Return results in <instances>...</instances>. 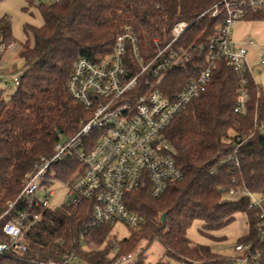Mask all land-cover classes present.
<instances>
[{
    "label": "trees",
    "instance_id": "1",
    "mask_svg": "<svg viewBox=\"0 0 264 264\" xmlns=\"http://www.w3.org/2000/svg\"><path fill=\"white\" fill-rule=\"evenodd\" d=\"M221 0H59L52 4L29 2L36 7L43 25L25 27L32 37L22 47L24 74L20 85L7 99L0 91V217L23 188V181L34 165L53 154L62 138L70 139L91 114L69 94L68 81L80 59L99 62L113 53L124 29H133L139 49L146 59L155 55L154 41L164 47L179 22L190 27L175 44L188 49L217 33L226 19L225 12L212 17ZM29 7L25 10L28 11ZM246 21H264V15L249 12ZM2 43H14L11 23L0 19ZM206 66L194 57L187 70L167 76L164 92L175 98L187 83ZM251 99L246 115L235 113L238 80L229 65L215 64L207 91L179 115L165 132V139L177 150L176 166L183 179L170 185L160 199L150 189L127 194L129 210L146 221L118 241L117 256L138 250L135 264H145L144 251L155 243L165 250L166 264H233V256L215 254L207 246L194 245L188 232L196 222L200 233L209 235L232 224L236 215L246 218L248 232L238 244L251 245L264 254L257 226L258 214L244 197L229 199L231 188H243L264 198V88L250 78ZM236 151V153H235ZM230 157L236 158L235 167ZM227 162L220 165L219 162ZM80 165L67 161L57 167V178L69 182ZM166 218L162 220L163 215ZM92 202L77 210L61 207L42 213V220L30 225L25 234L27 253L21 261L12 255L0 256V264H32L31 261L57 260L75 249L83 264H111L114 247L112 226L89 229ZM12 218L0 219V244L8 243L3 227ZM84 241L80 243V236ZM116 244V242L114 241ZM145 243L146 247L141 249ZM162 264V263H160ZM261 264H264V260Z\"/></svg>",
    "mask_w": 264,
    "mask_h": 264
},
{
    "label": "built area",
    "instance_id": "2",
    "mask_svg": "<svg viewBox=\"0 0 264 264\" xmlns=\"http://www.w3.org/2000/svg\"><path fill=\"white\" fill-rule=\"evenodd\" d=\"M210 11L213 18L225 12L224 24L215 35L188 49L175 47L190 27L187 22L173 27L172 39L164 47L158 40L154 41L156 53L151 59L141 54L136 34L127 27L117 38L110 56L97 63L83 58L74 64L68 81L69 94L91 117L66 144H57L53 154L40 158L26 175L21 193L14 202L8 203L0 217L12 215L3 227L9 242L0 244V256L12 255L27 262L21 257L27 253L24 238L29 226L40 222L43 212L61 207L74 212L85 202L93 204L86 233L104 225L112 226L113 232L119 224L131 231L141 229L146 221L129 210L125 197L149 188L150 196L160 199L170 185L183 179V173L176 166L177 150L165 139V132L207 91L217 61H225L236 74L235 113L247 114L250 78L255 80L251 67L260 63L264 70V48L251 40L236 42L231 35L232 29L249 12L264 15V0H221ZM1 41L0 38V62L2 55L16 49L15 43L6 45ZM254 55L255 59L251 60ZM194 57L205 59L206 66L175 98L168 96L162 89L163 82L174 72H185ZM23 74L10 77L15 88L20 85ZM0 81L10 90L7 77L0 76ZM70 160L77 161L80 167L65 182L57 178V167ZM229 161L239 166L236 158L230 157ZM58 185L64 190L59 204L54 200ZM226 195L229 199L249 200V208L258 214L257 230L264 240V198L239 187L231 188ZM84 238L80 236V243ZM112 246L115 252L110 255L111 264L136 263L138 253L119 257L117 245L112 242ZM234 249L233 264H261L264 260V254L254 253L251 245L237 243ZM31 263L83 264L75 249L57 260Z\"/></svg>",
    "mask_w": 264,
    "mask_h": 264
},
{
    "label": "rangeland",
    "instance_id": "3",
    "mask_svg": "<svg viewBox=\"0 0 264 264\" xmlns=\"http://www.w3.org/2000/svg\"><path fill=\"white\" fill-rule=\"evenodd\" d=\"M29 2H35L36 4H52L56 0H0V19L6 18L10 21L12 27L13 41L16 45V49L8 51L1 56L0 62V76H5L9 79L10 90H6L0 81V91H3L4 97L7 99L15 91V86L12 83L10 77L24 72L23 61L20 58L23 45L32 40L31 36L26 35L25 27L27 25L40 28L43 25V21L39 10L36 7H29ZM29 7V10L25 9ZM231 38L236 42L254 41L259 47L264 48V21H240L233 29ZM255 52V51H254ZM255 55L251 60L255 59ZM252 74L258 85L264 87V70L261 68L260 63H256L251 67ZM68 139L62 138L61 143L66 144ZM63 187L57 186V194L55 196V202L61 203L64 198ZM203 223L196 222L188 232V238L194 245H202L209 247L212 252L222 256H234L235 245L248 232V225L246 218L242 214L236 215L235 221L229 226L219 230L210 232L213 238L219 239L214 241L211 238L204 237L200 231L203 228ZM131 230L119 224L113 232L114 239L111 237V241L116 242V247L121 251L118 241L129 238ZM113 241V242H114ZM146 244L141 245V249H144ZM115 251L112 250L111 253ZM137 253L138 250L132 251ZM145 264H166L169 262L165 257L164 248L155 243L149 249L144 251Z\"/></svg>",
    "mask_w": 264,
    "mask_h": 264
},
{
    "label": "water",
    "instance_id": "4",
    "mask_svg": "<svg viewBox=\"0 0 264 264\" xmlns=\"http://www.w3.org/2000/svg\"><path fill=\"white\" fill-rule=\"evenodd\" d=\"M165 218H166V214L163 215L162 220H164Z\"/></svg>",
    "mask_w": 264,
    "mask_h": 264
},
{
    "label": "crops",
    "instance_id": "5",
    "mask_svg": "<svg viewBox=\"0 0 264 264\" xmlns=\"http://www.w3.org/2000/svg\"><path fill=\"white\" fill-rule=\"evenodd\" d=\"M257 83V82H256Z\"/></svg>",
    "mask_w": 264,
    "mask_h": 264
}]
</instances>
